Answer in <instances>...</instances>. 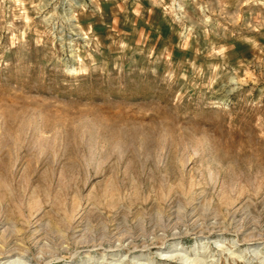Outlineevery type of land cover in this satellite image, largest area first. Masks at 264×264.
I'll use <instances>...</instances> for the list:
<instances>
[{"label":"rangeland","instance_id":"obj_1","mask_svg":"<svg viewBox=\"0 0 264 264\" xmlns=\"http://www.w3.org/2000/svg\"><path fill=\"white\" fill-rule=\"evenodd\" d=\"M0 264H264V0H0Z\"/></svg>","mask_w":264,"mask_h":264}]
</instances>
